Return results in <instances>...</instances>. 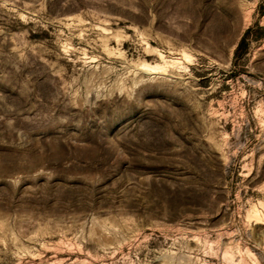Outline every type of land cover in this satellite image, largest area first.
Instances as JSON below:
<instances>
[{
  "label": "rangeland",
  "instance_id": "rangeland-1",
  "mask_svg": "<svg viewBox=\"0 0 264 264\" xmlns=\"http://www.w3.org/2000/svg\"><path fill=\"white\" fill-rule=\"evenodd\" d=\"M0 264H264V0H0Z\"/></svg>",
  "mask_w": 264,
  "mask_h": 264
},
{
  "label": "trees",
  "instance_id": "trees-1",
  "mask_svg": "<svg viewBox=\"0 0 264 264\" xmlns=\"http://www.w3.org/2000/svg\"><path fill=\"white\" fill-rule=\"evenodd\" d=\"M252 29V25L246 28L243 34L241 35L240 39L238 40L233 50V63L236 62L243 54L247 52L249 46V35L251 34Z\"/></svg>",
  "mask_w": 264,
  "mask_h": 264
}]
</instances>
